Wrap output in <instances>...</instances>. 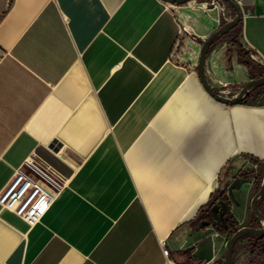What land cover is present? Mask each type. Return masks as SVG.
Masks as SVG:
<instances>
[{
    "label": "crops",
    "instance_id": "1",
    "mask_svg": "<svg viewBox=\"0 0 264 264\" xmlns=\"http://www.w3.org/2000/svg\"><path fill=\"white\" fill-rule=\"evenodd\" d=\"M235 1L238 34L206 59L215 88L264 74V0ZM234 15L215 0H0V190L30 157L52 166L42 148L64 163L36 224L0 204V264H224L228 235L199 215L226 189L238 226L254 222L225 181L264 161V85L225 103L197 70Z\"/></svg>",
    "mask_w": 264,
    "mask_h": 264
},
{
    "label": "water",
    "instance_id": "2",
    "mask_svg": "<svg viewBox=\"0 0 264 264\" xmlns=\"http://www.w3.org/2000/svg\"><path fill=\"white\" fill-rule=\"evenodd\" d=\"M163 1L168 3L183 4L190 0H163ZM215 1H222L229 3L230 6L235 10V15L234 17H232L230 20H227L222 26L217 28L208 37L204 39L199 52L197 70L201 77L203 85L211 95H213L219 101L230 104H236L243 101L253 89L264 84V75L253 77L245 81L244 84L238 89V91L232 96L224 95L222 93L221 88H215L210 83L209 79L207 78L206 69H205L206 59L209 49L213 41L217 37L226 34L229 30L236 27L242 19V11L235 0H215ZM223 87H225V85ZM38 154L44 160L50 163L53 167H55L61 172H64V163L58 157H56L51 151L42 148V150L38 151ZM243 165H244L243 159H238L233 163L234 169L231 175L226 179L225 181L226 185H229L236 179L235 176L242 169ZM260 170H261V183L259 188L252 195L250 202V209L252 214L256 218L262 220L263 225L261 227H255L250 225L239 227L226 241L224 264H234L233 255H234L235 246L237 242H239L246 234L253 233L257 236L264 235V212L259 207V200L264 195V161L260 165ZM228 208L231 209V206L229 205Z\"/></svg>",
    "mask_w": 264,
    "mask_h": 264
},
{
    "label": "built area",
    "instance_id": "3",
    "mask_svg": "<svg viewBox=\"0 0 264 264\" xmlns=\"http://www.w3.org/2000/svg\"><path fill=\"white\" fill-rule=\"evenodd\" d=\"M237 91L231 89L223 94L232 96ZM62 180V175L41 158L30 157L15 169L9 183L0 190V204L34 225L46 211L53 191L62 186Z\"/></svg>",
    "mask_w": 264,
    "mask_h": 264
},
{
    "label": "trees",
    "instance_id": "4",
    "mask_svg": "<svg viewBox=\"0 0 264 264\" xmlns=\"http://www.w3.org/2000/svg\"><path fill=\"white\" fill-rule=\"evenodd\" d=\"M226 21H223L220 26H222ZM219 26V27H220ZM238 34V25L233 29L229 30L224 35ZM221 35L218 38H221ZM215 39V40H216ZM245 58V56H243ZM245 63L248 67H250V62L247 58L244 59ZM264 85V84H263ZM262 86V85H261ZM260 87V86H258ZM256 87V88H258ZM250 98V93L243 100H247ZM263 161L256 160V163L259 165V186L261 183V170L260 165ZM258 186V188H259ZM264 199V195L259 200V207L262 209V201ZM230 203L228 202V198L226 197V189H219L217 194L213 195L211 201L201 210L200 215V225L201 226H209L213 225L217 231L223 234H227L230 237L237 229H238V221L231 212L228 206ZM255 221H258V218L254 216ZM259 226V225H258ZM243 239L247 240V243L242 247L245 248L251 254V260L249 264H264V235L257 236L253 233L246 234Z\"/></svg>",
    "mask_w": 264,
    "mask_h": 264
},
{
    "label": "rangeland",
    "instance_id": "5",
    "mask_svg": "<svg viewBox=\"0 0 264 264\" xmlns=\"http://www.w3.org/2000/svg\"><path fill=\"white\" fill-rule=\"evenodd\" d=\"M242 48H243V46H242ZM243 49L246 50V48H243ZM175 52H177V50ZM175 56H176V53H175ZM246 58L248 60L249 59L252 60V58L249 55V52H248V54H246ZM252 62H253V60H252ZM251 64H252L253 73H259V71H260L259 66L256 63H254V62L251 63ZM221 89L223 90L222 93L227 94L231 89L237 90V87L229 84L228 86L222 87ZM241 179H243V180H242V183H241V185L239 187L231 185L232 184L231 183L230 187L228 189H230V190L231 189H242L241 192L240 193L237 192L234 197H236L237 199H239L241 197L244 200L243 202H244V207L246 208V212L251 213L250 202H251V198H252V195H253V193H252L253 191L252 192L250 191V194H248V196H246V198L245 197L243 198L242 195L247 193L245 189H255V191H256L258 189L260 179L257 177V174L255 172L253 173V171H250V170L244 171L243 174H242ZM255 181H256V183H255ZM241 193H243V194H241ZM226 197L228 198V202L230 203L231 208L234 205H236L238 207L240 205V203H242V201L238 202V200L234 199L232 194L229 193V192L226 193ZM235 211H236V214L238 216V219H240V221L245 220L244 214H243V212L240 209H237ZM262 211L264 212V199L262 201ZM259 221L263 225L262 220H259ZM198 223H200V215H199V218H198ZM238 223L241 224L239 221H238ZM252 223H253V221H251L250 225ZM244 226H246V225H244ZM239 227H241V225H239ZM241 242L243 243V241H239V242H237V244L235 246L236 251L239 252V254H240V252L242 253V250H243L242 247H241ZM249 255L250 256L248 258L247 263H250V260L253 257V256L251 257L250 252H249Z\"/></svg>",
    "mask_w": 264,
    "mask_h": 264
},
{
    "label": "flooded vegetation",
    "instance_id": "6",
    "mask_svg": "<svg viewBox=\"0 0 264 264\" xmlns=\"http://www.w3.org/2000/svg\"><path fill=\"white\" fill-rule=\"evenodd\" d=\"M262 210V209H261ZM254 216V215H253ZM259 225V226H258ZM250 226H255V227H261L262 226V224H261V222L259 221V219H258V221H254ZM239 228V227H238ZM240 241H243V243L241 242V247L243 246V245H245L246 243H247V240L246 239H241ZM242 249H245V248H243L242 247ZM246 250V249H245ZM247 251V250H246ZM249 252V251H248ZM249 264V263H248Z\"/></svg>",
    "mask_w": 264,
    "mask_h": 264
},
{
    "label": "bare ground",
    "instance_id": "7",
    "mask_svg": "<svg viewBox=\"0 0 264 264\" xmlns=\"http://www.w3.org/2000/svg\"><path fill=\"white\" fill-rule=\"evenodd\" d=\"M42 205H43V202H42Z\"/></svg>",
    "mask_w": 264,
    "mask_h": 264
}]
</instances>
